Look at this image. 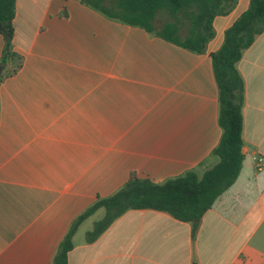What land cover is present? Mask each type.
I'll use <instances>...</instances> for the list:
<instances>
[{"label": "crops", "instance_id": "obj_1", "mask_svg": "<svg viewBox=\"0 0 264 264\" xmlns=\"http://www.w3.org/2000/svg\"><path fill=\"white\" fill-rule=\"evenodd\" d=\"M247 4L215 14L196 53L79 0H14L12 45L23 58L0 81V264H50L72 217L131 169L161 181L217 160L209 52ZM236 67L241 166L195 229L130 208L87 241L89 229L78 233L85 217L68 264H264V27Z\"/></svg>", "mask_w": 264, "mask_h": 264}, {"label": "trees", "instance_id": "obj_2", "mask_svg": "<svg viewBox=\"0 0 264 264\" xmlns=\"http://www.w3.org/2000/svg\"><path fill=\"white\" fill-rule=\"evenodd\" d=\"M104 17L139 26L148 33L202 53L213 35L212 17L225 13L235 0H79ZM169 18L158 22L157 13ZM14 0H0V81L14 74L22 64V54L12 45ZM59 14L66 16L65 7ZM264 27V0H248L247 7L223 30L218 47L209 52L217 88L216 120L221 133L211 153L217 160L198 174L189 168L154 181L131 169L126 180L111 193L96 195L69 221L50 257V264H68L67 251L78 224L98 207L103 214L86 231L94 239L115 217L130 208H152L188 221L194 230L201 214L215 197L234 180L242 162L243 79L236 62L256 34Z\"/></svg>", "mask_w": 264, "mask_h": 264}, {"label": "rangeland", "instance_id": "obj_3", "mask_svg": "<svg viewBox=\"0 0 264 264\" xmlns=\"http://www.w3.org/2000/svg\"><path fill=\"white\" fill-rule=\"evenodd\" d=\"M165 18H169V16L166 13H163L159 11L157 13L156 19L158 22L164 20ZM102 208H98L95 210L92 214H90L88 217H86L78 226V233L82 234L85 230L90 229L93 222L101 217Z\"/></svg>", "mask_w": 264, "mask_h": 264}, {"label": "built area", "instance_id": "obj_4", "mask_svg": "<svg viewBox=\"0 0 264 264\" xmlns=\"http://www.w3.org/2000/svg\"><path fill=\"white\" fill-rule=\"evenodd\" d=\"M255 167H256L257 169H259V168L261 167L260 159H258V160L256 161V163H255Z\"/></svg>", "mask_w": 264, "mask_h": 264}]
</instances>
